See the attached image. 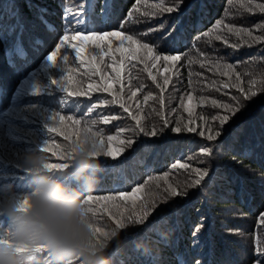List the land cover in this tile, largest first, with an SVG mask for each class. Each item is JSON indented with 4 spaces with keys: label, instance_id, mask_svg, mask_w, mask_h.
<instances>
[{
    "label": "trees",
    "instance_id": "16d2710c",
    "mask_svg": "<svg viewBox=\"0 0 264 264\" xmlns=\"http://www.w3.org/2000/svg\"><path fill=\"white\" fill-rule=\"evenodd\" d=\"M163 2L165 6L171 4V0ZM104 3L105 0H0V184L11 183L17 193L26 192L29 177L18 167L21 155L35 150L46 139L58 146V155L63 154L82 129L95 122L94 130L104 133V150L118 146L119 141L135 140L119 162L103 154L98 156L102 164L99 182L87 194L94 197L86 205L87 211L91 209L88 215L93 228H101L95 241H105L112 231L117 232L109 249L112 264H262L264 43L255 37H264V12L257 7L264 5V0H185L182 11L155 18L142 14L159 11L156 5L161 0H107L106 22L101 15ZM85 8L90 15L89 23L80 26L82 35H89L88 29L98 33L122 30L149 43L157 42V33L144 35L149 28L164 22L171 25L179 18L187 42L174 53L181 55V60L167 71L161 62L152 67L151 59L143 63L129 61L130 42L125 41L121 56L115 51L120 43L118 37L111 38L110 43L107 39L102 42L105 51L115 54V62L102 55L93 41L61 44L63 36L76 34L74 17H83ZM40 10L42 20L38 18ZM125 20L128 22L121 27ZM217 20L222 21L221 25H216ZM229 26L236 31H229ZM241 29L251 32V37ZM205 32L209 35L204 36ZM70 44L79 45L85 63L77 58ZM237 44L240 46H230ZM53 54L54 59L49 61L48 56ZM93 56L96 59L88 63ZM110 64L119 70V81L109 79L116 75L113 67H108ZM97 67L104 73L103 81L99 74L93 75ZM149 72L156 76V82ZM165 76L169 77L166 85ZM53 79L56 84L51 82ZM66 81L70 90H87L90 83L111 84L136 119L118 104H102L112 100V93L70 96L64 91ZM249 90L257 95L229 122L231 127L226 126L228 130L217 141H206L207 133L205 137L199 135L201 128L212 123L211 115L222 114L223 110L212 107V99L227 102L232 95ZM134 91L137 95L131 97ZM144 96L149 99L145 101ZM56 114L65 117L63 123L51 120ZM101 114L119 118L105 124ZM69 116L72 120L67 119ZM165 118L168 128L163 135L151 137L130 131L136 128L137 121L149 131L159 130ZM189 120L195 122L191 126L197 128L196 132L170 130L177 123L183 128ZM52 125L63 127L72 139L48 133ZM109 135L116 141L109 142ZM146 142L150 145L147 151ZM205 144L210 145L211 154L205 152ZM46 155L48 163L68 162L57 159L52 152ZM174 163L175 169L171 167ZM181 163L186 167L180 168ZM197 168L207 176L200 185L189 187L198 177L194 171ZM169 185L186 190L188 195L173 198L174 208L151 216L144 224L127 219L133 210L142 214V205L159 203L156 197ZM138 186L141 191L133 193ZM119 193L129 198L96 199L117 197ZM121 212L125 213V227L116 229L115 220ZM5 223L0 216V229ZM194 233L198 234L197 246L193 245ZM31 264L54 261L46 253H37ZM69 264H80V259L73 257Z\"/></svg>",
    "mask_w": 264,
    "mask_h": 264
},
{
    "label": "snow or ice",
    "instance_id": "6c2138e0",
    "mask_svg": "<svg viewBox=\"0 0 264 264\" xmlns=\"http://www.w3.org/2000/svg\"><path fill=\"white\" fill-rule=\"evenodd\" d=\"M182 6L186 7V3L185 0H171V4L170 6H165L163 0H161V3L156 5V7L159 9V11L157 12H152V13H148L145 12L142 15L144 16H151L152 18L158 17L160 15H163V13H173V12H179L182 11ZM109 7L107 0H105L104 5L102 6L101 9V15L103 16L105 22L107 21V14H106V10ZM257 7L259 8V10L261 12H264V5H257ZM136 11L138 12L139 9L137 8ZM41 15L38 16L39 19H43L42 16V10H40ZM90 15V10L88 8L84 9V16H76L74 17V22L76 24V29L75 32L76 34L69 37L68 35H65L62 37L61 39V44H64L66 41H93L95 42V46L97 48L100 49V52L102 55H106L109 56V58L111 60H113L114 62L116 61V57L115 54L112 53L111 51H105V48L102 46V42H104L106 39L109 41H111V38L114 37H118L120 40L119 46L116 48V52H120L121 56L124 55L122 49H124L125 46V41L130 42L129 44V48H128V53H127V57L129 59V61H137V62H145L149 59H151L152 63V67L156 68L158 67V65L155 62H161L160 66L164 67L165 71H167V69L169 67H176L178 61L181 60V55L179 54H174V53H178L179 52V45L180 44H184L186 46V39L185 36L183 34V31L180 27V20L179 18H177L175 20V22H173L171 25H168L167 22L164 23H160L158 24L156 27H152L149 28L144 35H150L151 33L155 32L157 33V42L155 43H149V42H141V40L139 39H134V37L132 35H126L123 33V31H111V32H102V33H98L94 30L88 29L89 31V35H82L81 34V30H80V26L81 25H87V23H89L88 21V17ZM133 15V13H129V18H131ZM128 21L125 20L122 22L121 27H123L124 23H127ZM138 22H147V21H138ZM216 25H221L222 21L217 20ZM215 27V26H214ZM262 28H264V26H262ZM229 31L235 32L236 29L232 28L231 26H229ZM241 32H246L247 35L249 37H251V32H248L247 29H241ZM209 33L205 32L204 36H208ZM217 39H222L220 36H217ZM255 40L261 41L262 43H264V37H260L257 36L255 37ZM225 44H228L227 40L223 41ZM135 45L136 47L133 49L131 46ZM71 47L75 48L76 51V56L78 59L81 60V63H85V60L83 59L81 52H80V47L79 45H72L70 44ZM232 47H239L240 45H230ZM59 47V46H58ZM55 54L48 56V60L52 61L54 59ZM96 58L93 57H89L88 59V63H91L92 61H94ZM122 65V61L120 62ZM108 67H113V70L116 72V75L113 77H109V79L113 80V81H119L120 80V73L119 70L114 67L113 64L108 65ZM201 67H204L203 64H201ZM148 65L145 63V70H147ZM99 74L101 76V80H104V73H102L100 71V69L94 68L93 70V75ZM149 77L153 80V82H156V76L153 75L151 72H149ZM164 84H168L169 82V77L165 76L164 77ZM57 83V81H55V84ZM159 86V85H157ZM228 87H232V85H228ZM64 91L68 92V94L70 96H79L82 94H86V92L90 93V92H106V93H112V100L108 101V100H104L102 102V104L104 106H107L109 103L111 104H118L119 107L123 110L124 113H128L132 119H136V115L134 113H132L130 111V106H128L124 100L123 97L118 95L117 93L113 92L112 89V85L108 84L106 82L104 83H99V84H92L90 83L88 85L87 90L81 88L78 90H70V88L68 87V83L67 81L65 82L64 85ZM137 93L134 91L131 94V97H136ZM225 95H228V93H225ZM257 95V93L255 91H245L243 95H232L231 99H229L227 102H224L223 100H217V99H212L211 100V105L214 109H220L223 110L222 114H220L219 112L217 114L211 115V124H206L205 127L201 128L199 130V135L201 137H205L206 135V141L208 142H215L217 141L228 129L226 128V126L231 127L230 125V121L233 120L234 117L237 116L238 113H241V111L247 106V102L251 101L253 99V97H255ZM149 99V96H144V100L147 101ZM192 97L189 96V100H191ZM203 102V98L202 101ZM189 114H191V108L187 109ZM119 117L117 116H104L101 114V120L103 123L107 124L110 123L111 120H115L118 119ZM59 120L61 123L64 122L65 117L59 114H56L55 116L51 117V120ZM68 120H72V117H68ZM201 119H205L204 117H201ZM74 124H79L81 123L80 121H73ZM195 122L189 120L188 124L185 125L183 128L180 127L179 123H177L176 127L171 128L170 130L172 132H181V131H188V132H196L197 128L196 127H192L191 125H193ZM94 126H95V122L93 123V126H88V127H84L81 131V133L76 137L74 144H70L69 147L65 150H63V154L58 155L57 152L55 151L56 148H58L57 145L54 144H50L49 140L46 139L42 144H41V150L48 153V152H52L53 156H57V159H61V160H66L68 161L71 158V151L70 150H74L75 148H78L82 143H83V139L85 137H91L94 138L96 140V142L99 145V151L97 153H95L96 156H100L101 154H103L104 156H108L111 157L113 160H116L117 162H119L120 159L123 158V154L126 152V150L128 148H131L134 143L135 140L134 139H128L126 141H119L118 142V146L116 147H111L109 146L108 150H104V133L101 130H94ZM168 128V120L165 118L163 120V124L161 126V128L159 130L153 129L152 131L147 130L145 127L141 126L139 121H137V126L136 128L130 129V131H132L133 133L137 134V135H145V136H151V137H155L157 135H163L165 130ZM48 133H56L58 135H61L65 138V140H71L72 137L70 135H68L63 127H58L56 125H52V126H48L47 129ZM107 140L109 142H114L116 141V137H113L111 135L107 136ZM150 145L146 142L145 143V150H149ZM210 145L209 144H205L204 145V150L206 153L211 154L209 151ZM68 166V162H62V163H48L47 167L50 170L53 171H58L60 169L66 168ZM171 167L173 169H175L177 167V164H172ZM180 168H185L186 165L181 163L179 165ZM118 169H114V171H116ZM197 174L198 177L194 180L192 185H189V187L192 186H198L202 183V181L205 179V177L207 176L206 172H201L199 168L194 170ZM167 175V173H165V176ZM133 193H137L141 191V188L135 187L132 189ZM188 195V192L186 190L183 189H178L176 187H172L171 185H169L168 187H166L164 189V193L158 197H156V199L159 201V203H148L145 205H142L143 211L142 214L137 215L135 213V211L133 210L132 214L129 215L127 217V219L131 220L132 223L137 224V225H141L144 224L151 216H158L162 213H164L166 210H170L172 208H174V204L172 203L173 198H178V197H182V196H186ZM129 197L127 196L126 193H119L117 197H103V198H96L97 200L99 199H120V200H127ZM94 199L93 196L91 195H87L85 197L86 200V204H88L90 201H92ZM135 207V204H134ZM88 211H91V209H88ZM105 212H107V210L105 209ZM120 218L115 220V228L116 229H122L125 227V213L121 212L120 214ZM262 219H264V217H262ZM97 233H101V228L100 227H96L94 228V236H96ZM112 233H116V231H112ZM111 233V234H112ZM105 236H107V233H104ZM97 243H99L100 241L97 239L96 240ZM4 243H8L7 241L4 240H0V244H4ZM199 244V239H198V234L194 233L193 234V245L197 246ZM18 252H25L26 249L23 248H18L17 249ZM44 254L46 252V250L44 249H38L35 251L34 254ZM110 255H112V253H110ZM34 259V255L32 257V260ZM186 264V262H185ZM262 264H264V262H262Z\"/></svg>",
    "mask_w": 264,
    "mask_h": 264
},
{
    "label": "clouds",
    "instance_id": "9594fccd",
    "mask_svg": "<svg viewBox=\"0 0 264 264\" xmlns=\"http://www.w3.org/2000/svg\"><path fill=\"white\" fill-rule=\"evenodd\" d=\"M55 79L51 82L55 84ZM71 151L68 166L50 170L41 145L20 157L18 165L29 177V189L14 191L11 183L0 184V216L6 223L0 229V264H31L36 250H46L54 264H112V238L97 243L93 221L85 197L95 190L102 164L94 138ZM18 248L26 249L18 252Z\"/></svg>",
    "mask_w": 264,
    "mask_h": 264
},
{
    "label": "bare ground",
    "instance_id": "6f19581e",
    "mask_svg": "<svg viewBox=\"0 0 264 264\" xmlns=\"http://www.w3.org/2000/svg\"><path fill=\"white\" fill-rule=\"evenodd\" d=\"M228 83V82H227Z\"/></svg>",
    "mask_w": 264,
    "mask_h": 264
}]
</instances>
